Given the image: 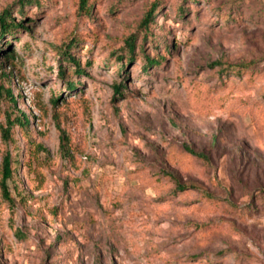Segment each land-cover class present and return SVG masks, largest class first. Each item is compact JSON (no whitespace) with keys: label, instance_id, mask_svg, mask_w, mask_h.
Here are the masks:
<instances>
[{"label":"rangeland","instance_id":"rangeland-1","mask_svg":"<svg viewBox=\"0 0 264 264\" xmlns=\"http://www.w3.org/2000/svg\"><path fill=\"white\" fill-rule=\"evenodd\" d=\"M85 7L0 0V264H264V0Z\"/></svg>","mask_w":264,"mask_h":264},{"label":"trees","instance_id":"trees-1","mask_svg":"<svg viewBox=\"0 0 264 264\" xmlns=\"http://www.w3.org/2000/svg\"><path fill=\"white\" fill-rule=\"evenodd\" d=\"M86 0H80V8L81 9H85L86 7ZM151 16H152V11L150 12H147L145 18L143 19V24H147L148 21L151 19ZM7 17H8V12L5 10V11H2V13L0 14V37L8 32L9 30L11 29H15L16 27H22L21 23L19 22V24H15L14 21H10V22H7ZM24 28V27H23ZM132 42L128 43V47L132 48ZM62 53V58L66 59L67 61H70L72 66H74L76 69L79 67L78 63L75 61V59L71 56V54L68 52V49H64L63 51H61ZM150 62V61H149ZM230 68H232V71H237V69H240L236 66H231ZM78 72H82L80 70H76ZM68 86L73 89V88H76V85H74L73 83H69ZM114 92H117L119 91V85L114 87ZM10 99H12V97H10ZM13 100V103L15 104V100ZM21 115V114H20ZM22 118V119H21ZM21 118H16V121L19 125H26L28 124L27 120L25 119V117H21ZM14 122V121H13ZM13 122H11V124H13ZM8 131L7 128L3 129V133L6 134ZM185 150L192 154V155H195L197 157H203V155L197 153V152H194L192 149H189V147H184ZM11 164H12V161H11V158H10V155L9 154H6L3 158V163H2V182H1V189H2V193H3V196L5 199H10L9 197V193H8V188H7V180L11 177V174H12V169H11ZM175 188L178 190V191H184L186 189H192V188H195L194 186H190V187H187L185 185H182L180 183H177L176 182V185H175ZM255 191H257L258 193H262L264 194V189L263 187H260V188H257ZM208 196V194H207ZM209 197V196H208Z\"/></svg>","mask_w":264,"mask_h":264}]
</instances>
